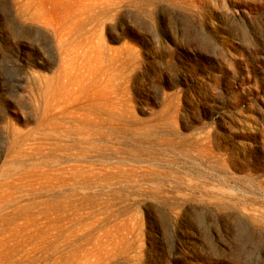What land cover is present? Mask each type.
I'll return each instance as SVG.
<instances>
[{"label": "rangeland", "instance_id": "374dc122", "mask_svg": "<svg viewBox=\"0 0 264 264\" xmlns=\"http://www.w3.org/2000/svg\"><path fill=\"white\" fill-rule=\"evenodd\" d=\"M0 264H264V0H0Z\"/></svg>", "mask_w": 264, "mask_h": 264}]
</instances>
